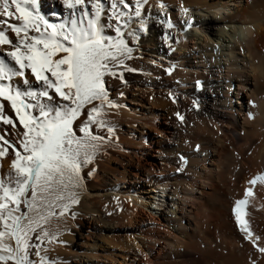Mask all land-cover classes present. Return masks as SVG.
I'll return each mask as SVG.
<instances>
[{"label": "bare ground", "instance_id": "6f19581e", "mask_svg": "<svg viewBox=\"0 0 264 264\" xmlns=\"http://www.w3.org/2000/svg\"><path fill=\"white\" fill-rule=\"evenodd\" d=\"M263 1L150 0L145 8L151 14L147 32H140L138 24L133 23L132 28L137 29L140 38L132 41L131 37H126L133 48L132 58L126 62L135 69L129 71L128 76L133 85L147 87L137 79L146 74L157 79L161 72L172 69L176 87L168 88H174L175 97L184 109L193 107L195 111L196 123L189 136L195 138L197 144L192 142L191 147L197 151H186L188 159L184 162L166 156L172 148L183 149L182 133L165 125L159 127L161 114L153 108L144 113V118H139L126 106L124 90L120 91L121 95L114 100L120 107L110 109L108 116L115 128L114 134L99 133L107 137L106 142L87 165L90 170L83 167L81 187L70 189L79 195L78 203L68 200L70 211L80 210L86 221L63 217L64 232L59 233L58 229L57 243L45 252L55 264H61L65 256L77 259V252L67 246V241L74 239L78 227L85 229L88 239L91 219L108 223L107 229L116 236L123 227L138 228V232L131 233L128 246L118 242L116 247L122 249L125 245L135 254L133 257L125 254L126 251L120 253L117 257L122 263L119 264H135L137 258L138 264H264V254L239 231L234 211L235 202L244 199L246 191L252 188L253 195L247 198L244 207L245 219L252 232L260 237L259 246L264 247V183H249L264 175ZM39 2L41 12L55 22L61 17L67 18L71 11L62 0ZM160 3L166 5L165 10L158 7ZM169 19L174 25L172 28L165 22ZM107 34L115 35L111 30ZM10 36L14 39L12 33ZM2 49L10 50L7 45ZM29 79L34 78L29 76ZM6 109V113L14 117V113ZM125 123L135 127L140 124L143 133L125 134ZM16 124V130L7 131L5 138L18 145L22 126L18 121ZM226 126L230 129H224ZM145 129L156 134L158 149L156 155H152L155 160L142 162L137 148L142 140L151 141ZM144 149L146 155H151L148 143ZM235 152H239V158ZM116 153L137 160L136 172L125 169L121 173L129 172L148 182L150 187L145 191L150 190L152 197L145 198L143 193L129 188H111L110 176L117 180L121 175L119 168L110 164ZM2 159L0 179L7 183L9 174L14 175L11 148ZM90 176L94 182L89 180ZM165 190H168V198L160 203L157 195L167 193ZM54 195L48 199H54ZM37 202L39 211L45 208L39 198ZM153 207H158L162 213L157 215ZM5 242L14 244L7 238ZM113 253L108 251L107 260L109 264H118ZM91 254L94 264H100L96 253ZM130 258H134L132 263L128 261Z\"/></svg>", "mask_w": 264, "mask_h": 264}, {"label": "snow or ice", "instance_id": "6c2138e0", "mask_svg": "<svg viewBox=\"0 0 264 264\" xmlns=\"http://www.w3.org/2000/svg\"><path fill=\"white\" fill-rule=\"evenodd\" d=\"M62 3L71 11L55 22L41 12L39 0H0V47L10 48L0 53V124L11 125L13 131L17 121L22 126L18 145L5 138L7 129L0 134V158L9 148L14 154V175L9 174L7 183L0 179L3 264H55L44 256L33 261L29 250L36 249L39 256L44 238L49 243L58 239L46 227L56 215L52 211L55 201L78 203L76 192L70 189L81 187L83 167L93 162L106 142L107 137L99 133L114 134L109 110L120 105L110 98L105 77L123 80L125 70L135 71L126 64L133 53L126 37L138 41L139 32L132 24L147 32L151 15L145 11L150 0H111L110 5L104 0ZM158 7L166 9L163 3ZM165 22L174 27L170 19ZM108 30L115 35L107 34ZM166 71L171 74L172 69ZM29 76L38 87H33ZM14 78H21L24 87L14 84ZM5 102L14 117L6 114ZM258 182L264 183V175L249 183ZM252 195L249 188L245 198L235 202L236 222L244 238L264 254L260 237L245 219L244 207ZM38 198L46 214L39 212ZM22 203L27 211H21ZM68 207L62 204L59 215H65ZM34 210L35 216L31 215ZM34 235L39 243L33 242ZM6 238L14 244L5 242Z\"/></svg>", "mask_w": 264, "mask_h": 264}, {"label": "rangeland", "instance_id": "374dc122", "mask_svg": "<svg viewBox=\"0 0 264 264\" xmlns=\"http://www.w3.org/2000/svg\"><path fill=\"white\" fill-rule=\"evenodd\" d=\"M106 1L111 3V0H109V1L106 0ZM251 1L252 0H250V3H251ZM262 4L264 5V1L262 2ZM13 22H15V21H13ZM10 34H11V32L8 33L9 36H10ZM10 37L12 38L13 36H10ZM14 39H15V37H14ZM7 47H9V46H7ZM0 53H6V51H3L2 47H0ZM126 64L130 68H133V66L131 64H128L127 62H126ZM165 71L161 72L157 79L155 77H153L152 75H148V74L144 75L142 78L140 77L139 79H137L139 81H143L144 83H146L147 87H143L142 85H139V86L133 85L134 82L128 76L129 71H126V70L123 72V77H124L123 80L116 79V78L114 79L113 77H105V79H106L107 86H108L109 90L111 89V91H109V92H110V98L113 101L116 100V98L121 95L120 91L124 90V92L126 93V100L124 101L126 106L129 109H132V111H134V113L137 114V116L139 118H144V116H145L144 113H147V112L149 113L151 111V108H153V111L161 114V119L159 120L160 123L158 124L159 127H162L165 125L166 127L177 129L182 133V135L185 139L183 149L179 150L178 148L177 149L172 148L170 150L169 154H166V156L172 157L174 159H178V160L184 162L188 159L187 155H186V153H187L186 151L189 150V151H193L194 153L197 151L196 148L191 147V145L193 143L197 144V142L194 141L195 138L193 136H189V135H191L189 133L190 129L193 128L194 124L196 123V117H194L195 111H194L193 107H189L190 109L189 108L184 109L181 106V102L178 101L175 97L174 88L173 89L168 88V87H172V85H174V87H176L175 81L173 79V74H172V72H171V74H169L167 71H166L167 73ZM18 79L20 81H22L20 78H14L13 83L22 85V82H20ZM29 80H30V83L33 85L34 88L38 87V82H36L34 79H29ZM125 81H126V83H125ZM156 81L159 82V84L155 85ZM126 86L128 87V90L125 89V88H127ZM22 87H24V86L22 85ZM145 88H151V89L147 90ZM178 90L185 93L184 89H182V88H178ZM143 101H144V105L142 104ZM157 102H159V103H157ZM178 102H180V103H178ZM6 103L7 102H5V105H6L5 112H7V109H6L7 104ZM169 104L171 106L173 105L172 108L168 107V106H170ZM143 106H145L146 108H144ZM186 110H187V112H185ZM187 113L189 116H187ZM6 114L8 115V113H6ZM181 116L184 118L183 120L180 119ZM139 125L140 124L137 123L136 127H135V126L127 124V123L123 124L124 133L126 134L129 132L130 133L133 132V133L140 135L141 133H143L142 132L143 130H141V126H139ZM178 125H179V127H178ZM16 128H17V124H16ZM5 129H7V131L10 133V131L12 130V126L0 124V134H3L5 132ZM224 129L229 130L230 128L228 126H226V127H224ZM145 131H146V133H148L150 135L151 141L149 139H147L146 142H144V140H142L141 146H139L137 148V151L141 154L140 158H141L142 162H145L147 160L148 161L155 160L154 158H152V155L155 154L157 152V149H158V146L155 143V140H156L155 138L157 137L156 134L153 132L150 133L147 129H145ZM142 135H144V134H142ZM143 138H145V135ZM185 142L188 144H186ZM147 143L151 147V150H150L151 155L145 154L144 148H145V145ZM8 151H10V148L8 149ZM238 153L239 152H235V154H234L236 156V158L239 156ZM115 155H114L115 158L110 159V164L114 168H119V172H120L119 174H121V175H119V179H117V180L114 179V176H112V175L110 176V178H109L110 182H108V183H110L111 188L120 187V188H124V190H127L129 188V190H134L138 193H143V196L145 198L152 197V192H150V190H149V192L145 191V189H149V187H150L148 182L145 183L144 181H142L139 178L140 176L135 177L133 174H130L129 172H127L126 174L123 173L124 175H122V173H121L125 169H127L128 171L135 170V172H136V170H138V168L136 169V167H138L136 165L137 160L134 159L132 161L129 159L128 155H125L123 153H116ZM6 159L7 158H4V160H6ZM4 160L3 159L0 160V163L2 164V162H4ZM207 166L210 167L209 164ZM84 168H85V170L89 171L91 167H88L86 165V167H84ZM1 173H2V171H0V174ZM178 174H181V172L179 171ZM89 180L91 182L92 181L94 182V179L91 176L89 177ZM112 185H114V186H112ZM166 192L167 193H165V194L158 193L157 201H161L160 203L165 201V199L168 198V196H167L168 190ZM78 197H79V195L77 194L76 198H78ZM151 201H153V200H151ZM36 203L38 204V202H36ZM55 203H56V207L53 208L52 211H55L56 215L49 218L48 223L46 225L50 236L53 234L58 236L59 233L64 232V229H62L63 223H64L63 217L69 216L70 218L77 220V221H80L83 219L85 220V215L82 214L80 210L76 209V210H73L74 211L73 212V211H70V207H68V211L65 213L66 216L65 215H63V216L59 215L60 211H62L61 205L64 203H68L67 199L63 200V201H55ZM68 205H70V204L68 203ZM20 207H21V211H27L25 204L22 203ZM157 208L158 207H153V209H154L153 212H157L156 214L160 215L162 213V211H160L159 208H158L159 209V211H158ZM39 212L46 214L45 208L40 210ZM233 214H234V212H233ZM31 215H33V216L37 215V211L34 210L31 213ZM87 218L89 219V217H87ZM51 219H53V220H51ZM50 221H52V222H50ZM91 222H92V230L89 233L88 239H86L87 233H86V231H84L85 229L78 227L79 232L75 233L74 239L73 240L69 239L67 241V246H72L73 250L77 252V256H78L77 259L74 258L75 256H65L64 258L61 259V261H60L61 264H94L95 260L92 259V257H91L92 254L90 255V253H93L94 255L96 253L95 256L98 257L97 261L100 264H109V262L107 260L108 251L115 253L116 259L118 260V264L122 263V259L117 257V256H119L120 253H123L126 251L125 254L130 253L131 255H133V257H135L134 251L131 248L129 249L126 246H128V242H129L128 240H130L129 237H130L131 233L132 232H138L137 231L138 228H131L132 230L131 229L128 230L125 227H123L122 229H120L119 236L118 235L116 236L113 232H111L107 229L108 223L106 224V222H104L103 220L98 222L97 220L91 219ZM58 229H60L59 233H58V231H59ZM32 239H33L34 243H39L38 241H36L35 235L33 236ZM56 240H58V239H56ZM56 240H53L52 243H49L48 238L47 237L44 238L43 243L40 245L39 256L35 254L36 249L33 248V249L29 250L30 253H32L30 258L33 261H38L40 256H45V259L46 258L49 259V256L45 252H47L46 251L47 248L52 247L53 244L57 243ZM116 240H117V242H116ZM72 242H73V245H71ZM118 242L121 244L127 243L126 246L125 245L123 246V248H126V250H122L123 248L121 249V248L116 247ZM95 245L98 246L96 249H94L92 247ZM133 259L134 258H130L128 260L129 263L130 262L132 263ZM136 260L137 261L135 264H138L139 258H137ZM8 264H12V262L9 261Z\"/></svg>", "mask_w": 264, "mask_h": 264}]
</instances>
